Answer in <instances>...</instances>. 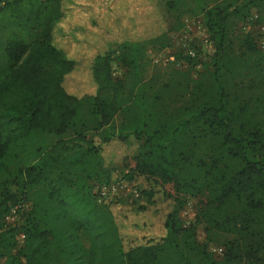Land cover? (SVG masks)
I'll use <instances>...</instances> for the list:
<instances>
[{"label": "trees", "instance_id": "obj_1", "mask_svg": "<svg viewBox=\"0 0 264 264\" xmlns=\"http://www.w3.org/2000/svg\"><path fill=\"white\" fill-rule=\"evenodd\" d=\"M65 1L0 0V264H264V51L251 33L237 37V44L232 37L236 23L243 28L264 21L252 14L254 3L224 0L203 11L200 25L212 45L205 60L198 38L188 43L196 48L194 58L180 43L169 56V64L210 65L185 84L187 100L179 104L172 98L180 94L174 81L143 79L147 50L167 48L166 33L139 41L132 33L131 41H115L87 60L88 48L75 47L74 37L70 48L59 44L60 36H68L61 35L70 16ZM84 29L88 39L91 32ZM115 59L125 67L120 77L112 68ZM81 72H89L94 90L78 97L66 84ZM237 131L260 148V160L249 156ZM68 132L73 137L61 139ZM38 134L58 140L39 152L37 163L18 171L20 185L11 191L4 186L9 165ZM114 143L135 146L134 166L127 157L120 166L104 161ZM120 179L144 184L123 217L126 239L118 235L112 207L127 201L98 204L85 184L96 181V188ZM72 186L83 194L69 201ZM36 188L28 212L26 192ZM187 198L199 204L188 226L179 219ZM161 199L169 208L156 224L147 211ZM73 202L83 204V220L73 215ZM18 205V219L8 223ZM39 211H51V228L37 219ZM136 214L148 219L133 220ZM199 225L231 237L221 254L213 256L198 242ZM78 229L89 237L87 252Z\"/></svg>", "mask_w": 264, "mask_h": 264}, {"label": "rangeland", "instance_id": "obj_2", "mask_svg": "<svg viewBox=\"0 0 264 264\" xmlns=\"http://www.w3.org/2000/svg\"><path fill=\"white\" fill-rule=\"evenodd\" d=\"M221 1L224 0H68L67 2L65 1V7L70 16L68 17L67 23L64 24L65 27L63 26L61 31V35L64 33L68 36L67 38L60 36L59 44L63 47L70 48L72 44L70 43L69 38L74 37L72 38L73 41L76 40L75 43H79L75 44L73 42L75 47L82 48V46H86L88 48L84 53L85 59L86 54L89 55V58H87L88 60L112 47L115 41L130 40L129 36L132 33V35L135 36L132 40L135 41L157 37L166 33L168 36L167 48L162 49L158 46L147 50L146 60L143 63V79L148 80L153 76L156 80L158 79V83L162 84L167 81H174V84L177 87V93L180 94L173 95L172 98L177 99V102L180 104L187 100V96L184 95L185 91L183 90L186 87L185 84H189V82L191 83V79L194 81L199 79L200 74L204 70L205 72H209L210 65L201 68H191L184 65L181 60H178L177 64H169V56H175V53H177L178 50L176 47L179 45V40L181 39L180 37L184 27L186 25H189L193 29L198 27L202 21L203 11L214 7ZM235 1H237V4L248 3L251 5L250 3H254L255 6L251 5L252 14L258 12L257 14L261 15L264 19V8L262 7L260 0ZM110 7L111 10L108 11L107 9H110ZM84 28H87V31L91 32L88 39L82 37L83 32H85ZM232 32L234 44H237V37L244 35L245 33H251L256 38V42L260 49L264 51V21H262L261 24L260 22L247 24L245 27L243 26V28L241 27V22H238L233 27ZM64 38L67 41H64ZM112 68L116 77H120L121 73L125 71V67L118 61V59L113 61ZM72 77L70 83L66 84L70 93L80 97L84 94L93 92L94 89L92 88L93 84L89 72H81ZM188 86L191 88L192 84ZM120 123L121 117L118 116L116 118V124L119 126ZM236 133L245 142L249 156L252 159L260 160L262 157V151L260 148L242 131H237ZM71 137H73V134L68 132L62 136L61 139L67 140ZM57 140L56 137L46 134H38L28 140L26 151L21 153L18 159L9 165V170L7 172L9 176L4 182V186L8 185V188L11 191H16L21 182L18 171L37 163L39 152L41 150L49 149ZM134 148L135 146L133 145L130 146L121 143H114L113 145L106 147L105 152L103 153V159L104 161H110L112 165H119V161L127 157L128 163H130L131 166H134V162L131 160ZM115 174L117 175L118 171H116ZM83 183L85 182H82L81 184ZM85 184L91 188V194L97 199V187L95 188L94 186L96 181H88ZM125 184L127 187L124 186ZM114 185L116 187V195L108 196L100 203L97 201V203L102 204L107 201L110 202L113 199L127 201V203H123L122 206H119L116 203L112 207H117V212L112 213V219L118 229V235L123 236L126 239L129 236L127 233L128 229H123L122 225L127 226L129 225V222L125 221V224H123V217L128 211L132 212L131 209L134 208L133 202L137 200L134 196L135 194L132 193L133 189L138 195L143 189L144 184L139 182V184L130 185L126 181L120 179V181L116 182ZM37 189L38 188L34 189V192L28 190L26 192V198L30 207L28 212H31V207L33 208ZM165 189L168 192L173 193L171 186H165ZM82 194L83 190L78 189L77 186H72L68 191L69 198H67L71 201L74 197H80ZM81 204V202H79V204L73 202L71 211L74 216L83 220L86 215L85 212L81 210L83 205ZM198 206L199 204L196 199L187 198V203L179 213V219L183 224L186 226L194 224ZM152 208L153 209L147 211V215H149V217L151 216L150 220L153 223L156 222V224H160L162 221L161 217L169 208V202L161 199ZM50 215L51 211H39L36 214V217L37 219L41 218L43 225L47 223L49 228H51L52 222H50ZM30 217V215L25 216L26 219H30ZM132 217L133 220L141 218L148 219L146 215L144 217V215L140 214H136ZM17 219L18 215H13L9 218L8 223H15ZM156 231H158L157 227ZM147 232L149 231H145V233ZM77 237L80 247L87 252L91 247L88 235L84 230L78 229ZM196 238L198 242L206 243L208 251L216 257L217 254L214 250L223 248V244L231 237L229 235L209 231L204 226L199 225L196 228Z\"/></svg>", "mask_w": 264, "mask_h": 264}, {"label": "built area", "instance_id": "obj_3", "mask_svg": "<svg viewBox=\"0 0 264 264\" xmlns=\"http://www.w3.org/2000/svg\"><path fill=\"white\" fill-rule=\"evenodd\" d=\"M256 18V16L254 17ZM181 39L179 40V43L182 45V47L184 48L185 54L191 58H194L196 56V51H195V47H191L188 46V43L194 42L196 38H198L200 40V47L203 50L202 54H201V58L202 59H206V53H211L212 52V45L211 43L208 41L205 33H204V29L201 27V25H199L198 27H195V29L191 28L189 25H186L183 29L182 35L180 37ZM169 60H173V57H169ZM125 187L126 184L124 185ZM132 193H134L135 197H137V193L136 191L133 189ZM96 194H98L97 197V201L100 203L102 200L106 199L108 196H115L116 195V187L115 185H110V186H101V187H97V192ZM20 208V206H15L12 210H11V214L6 218L7 221H9V218L13 215H16L17 209ZM19 242H22L24 239V235H19ZM214 252L216 254H221L222 250L221 249H217L214 250Z\"/></svg>", "mask_w": 264, "mask_h": 264}]
</instances>
